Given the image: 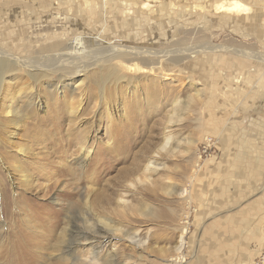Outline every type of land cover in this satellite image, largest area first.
Masks as SVG:
<instances>
[{
    "label": "rangeland",
    "instance_id": "1",
    "mask_svg": "<svg viewBox=\"0 0 264 264\" xmlns=\"http://www.w3.org/2000/svg\"><path fill=\"white\" fill-rule=\"evenodd\" d=\"M227 1L0 0V49L22 64L65 58L76 36L123 51L83 72L27 63L4 75L0 264H72L69 242L76 264L96 251L98 264H264V0L215 9ZM86 212L112 232L83 240ZM67 216L77 240L63 242Z\"/></svg>",
    "mask_w": 264,
    "mask_h": 264
},
{
    "label": "bare ground",
    "instance_id": "2",
    "mask_svg": "<svg viewBox=\"0 0 264 264\" xmlns=\"http://www.w3.org/2000/svg\"><path fill=\"white\" fill-rule=\"evenodd\" d=\"M245 3L241 2L240 0H230V1H227V2H219L216 4L215 6V9L218 11V12H221V11H228V12H236V13H239L241 11H244L246 12L247 11V7ZM84 37H79V36H76L74 39L72 40H68V42L66 43V47L63 49L65 51L66 54L65 55V58H62V57H59L58 56V59L54 60V59H50V60H47V62L45 63V61H41V62H38V61H33L31 60L30 62H25L23 61L24 63L22 64V61H19V59L17 58H14L12 56V54L10 53H7V52H4L0 49V91L2 89V85H3V81H4V75L5 74H8L11 70L14 69L15 66H19V67H22L24 65H26L27 63V66H29L28 68L31 69V70H36V71H40V70H44V68H46V66H49L50 65V70H57V68H53V67H58V66H61V65H64V63H68L71 65V67L69 68L70 70H68V73H74V72H83L84 69L88 68L90 65H89V61H88V58H94L96 55H102L103 53L109 51V53H112V58L110 60H106L104 59V61L106 60V63H110L114 60V59H117V58H122L121 56V53L120 52H123L121 51L120 49L118 50V48L116 46H114V48H108L107 46H100L101 48H98V51H94V49L90 48L89 45L90 44H94V45H97V40L94 39V38H88V43L83 40ZM92 39V40H90ZM100 40V39H99ZM93 42H96V43H93ZM108 43V42H107ZM109 44V43H108ZM58 45V43L54 44V45H51L50 47H54ZM110 46V45H109ZM124 48V47H123ZM130 50L133 49L132 45L131 47H129ZM216 47L214 45H211L209 47V45L203 47L202 49H197V48H184V49H180L179 51H176V53L174 52V54H179V55H183V56H190V57H193L195 54L197 53H200L202 51H211L212 49H215ZM113 49V50H112ZM135 49V48H134ZM147 49V48H146ZM190 49V50H188ZM105 50V51H104ZM147 51V50H146ZM146 51H141L140 49L138 50H135V51H132L133 55H136V53H138L140 56L142 57H151V56H155V55H160V56H170V52L172 51H167L163 54H159L158 53H154V52H150L148 50V52ZM131 51H126V54H131L129 53ZM244 52V51H243ZM162 53V52H161ZM59 54V53H58ZM249 54V53H248ZM259 54V53H258ZM60 55V54H59ZM192 55V56H191ZM252 55V54H251ZM124 56V55H123ZM254 56V55H253ZM252 56V57H253ZM64 57V56H63ZM260 60H264V56L261 54L260 56ZM136 58V57H135ZM199 58V57H198ZM49 59V58H48ZM133 59V58H132ZM145 59V58H144ZM96 61H100V59H97ZM132 61V60H131ZM137 61V60H136ZM95 62V61H94ZM146 62V61H145ZM195 62V61H194ZM94 64V63H93ZM115 64V63H114ZM131 64V63H130ZM101 65V64H99ZM133 65V64H132ZM139 65V64H138ZM66 67V66H65ZM131 67V66H129ZM116 69V68H115ZM30 70V71H31ZM63 71V70H62ZM42 72V71H40ZM65 73V72H63ZM63 73H61V75H64ZM45 74V73H44ZM81 83V82H79ZM91 93V92H90ZM89 94V93H88ZM90 96L92 94H89ZM88 95V97H89ZM87 96V95H86ZM92 97V96H91ZM194 98V97H193ZM7 114L9 113H12V114H16V108L13 105H10L9 106V109L6 111ZM168 127V126H167ZM164 143L161 145V147L159 149L162 148H165V145L168 143V142H171L174 138L172 137V134L171 133H165L164 136ZM169 147V146H168ZM82 152V156L78 157V160H81L77 163L78 167H81V164L83 163L85 157H87L90 153V149L89 147H87L85 145V143H82L80 142L78 144V152ZM161 151V150H160ZM157 152L159 153V150H157ZM80 158V159H79ZM152 158V156H149V161H147L146 163V166L149 167V166H153L152 165V162L154 161ZM152 159V161H151ZM154 163V162H153ZM155 164V163H154ZM26 179V178H25ZM191 179V178H190ZM27 181V180H25ZM66 192V191H65ZM64 192V193H65ZM184 197L185 199L189 198V194L187 193V189L186 188H183L182 191L180 192ZM123 199V198H122ZM188 200V199H187ZM120 203H124V201H120ZM117 204V202H116ZM125 204V203H124ZM119 205V204H118ZM117 205V206H118ZM69 208H71L73 205L70 203H68L67 205ZM124 206V205H123ZM122 206V207H123ZM4 210V209H3ZM61 210V209H60ZM43 212L46 213L47 216H50L51 219L53 218H56L57 217V212H52V211H49V210H44ZM51 212V213H50ZM68 218L66 219L65 223H64V226H63V229L62 231H60V234H61V237L64 239L66 238V236H68V238H75V240H77V238L75 237V235L73 234V226L75 228V224L73 225L71 223V219L69 216H67ZM97 218V217H96ZM102 218V217H101ZM41 219V218H40ZM100 219V218H99ZM54 220V219H53ZM81 220L83 221V226H85L86 228V231H82V232H79L81 233V235L83 237H85L83 240H90V239H95L97 235V233H100L102 235H99V236H103L104 234H108L109 232L111 233V229H108L110 224L107 225V220L109 222H111L107 217L104 219H100L98 220V223H102V225H104L103 227H97L98 229L96 230V228H94V218L91 217L90 214H88L87 212L84 214V216L81 218ZM104 223H103V222ZM36 222V221H35ZM56 222L58 221H55L54 223L51 221V222H47V225H52L54 226V224H56ZM96 223V224H98ZM37 224V223H36ZM111 227V226H110ZM117 230V229H116ZM187 228L184 230V232H186ZM107 231V232H106ZM49 234V233H48ZM183 232L180 234V239L178 240V244L175 246V250L177 251L178 254H180L181 252V249H182V245H183ZM113 235V233H112ZM106 236V235H105ZM111 236V235H110ZM66 238L64 240H62L63 242H67L69 239ZM109 238V237H108ZM105 239V238H103ZM31 240L35 241L33 243V245L31 246H34L35 243H37V239L36 238H32ZM42 240V239H40ZM38 240V241H40ZM69 245H64L67 249H65L64 251L61 252V259H64V260H72V264H76V261L79 260L77 255H73L71 254V249H69L70 247L69 246H72V242H69L68 243ZM94 255V254H93ZM112 255H110L109 257L111 258ZM107 257V258H109ZM98 259V256H97V251L95 252V255H94V260H88V261H83L84 263L83 264H98L97 260ZM112 261V260H111ZM176 263L175 264H181L182 262H184V259H183V256L180 254L179 257H176V260H174ZM109 262V261H108Z\"/></svg>",
    "mask_w": 264,
    "mask_h": 264
},
{
    "label": "crops",
    "instance_id": "3",
    "mask_svg": "<svg viewBox=\"0 0 264 264\" xmlns=\"http://www.w3.org/2000/svg\"><path fill=\"white\" fill-rule=\"evenodd\" d=\"M263 8H264V6H263ZM260 12H262V14L264 15V11L262 10V11H260Z\"/></svg>",
    "mask_w": 264,
    "mask_h": 264
}]
</instances>
